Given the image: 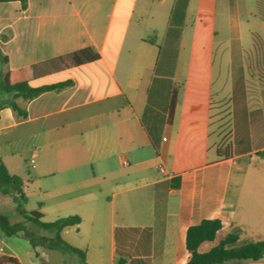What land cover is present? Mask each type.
<instances>
[{"label":"crops","instance_id":"obj_1","mask_svg":"<svg viewBox=\"0 0 264 264\" xmlns=\"http://www.w3.org/2000/svg\"><path fill=\"white\" fill-rule=\"evenodd\" d=\"M240 1L0 2V79L37 65L31 87L69 81L16 97L25 116L0 94V162L42 219L79 216L60 234L75 233L86 264H185L186 230L204 219L221 221L217 238L237 227L239 242L264 240V87L252 102ZM86 47L97 60H59ZM221 92L229 158H218L210 126L211 95ZM204 243L201 251L215 244ZM0 246V264H24Z\"/></svg>","mask_w":264,"mask_h":264},{"label":"trees","instance_id":"obj_2","mask_svg":"<svg viewBox=\"0 0 264 264\" xmlns=\"http://www.w3.org/2000/svg\"><path fill=\"white\" fill-rule=\"evenodd\" d=\"M19 1L21 7L26 6V0H0V2ZM257 14L264 20V0H257ZM99 57L93 47H86L60 57L64 62L68 59L70 64L78 66L93 62ZM245 69L247 74L246 88L247 94L252 102L255 101L256 93L260 87H264V39L258 34H252L251 47L243 53ZM38 71L37 65L27 66L19 70L6 71L0 79V94H12L5 104L9 106L17 115L25 116V112L18 107L14 99L22 97L32 99L42 92L50 90H60L69 84V81L31 87L29 81L35 77ZM214 94L211 95V115L210 126L213 125V110L215 107ZM224 106L227 117V133L225 139L217 144L216 152L218 158H229L232 155V143L230 139V117L228 96L225 94L217 101ZM226 140V141H225ZM0 192L9 194L15 203V209L22 218L20 222L11 223L7 214L0 212V231L5 236H21L28 240L30 246H42L48 250H58L75 255L82 264L85 263L84 252L66 241L60 235L61 231L69 226L77 225L80 218L77 215L57 218L53 221H42V213L37 210L25 211L23 205L26 201L22 191V181L16 175L9 174L5 165L0 162ZM40 207V204L38 205ZM31 223L51 233V235H35L29 230L27 224ZM222 228L219 219H204L198 224L189 226L185 234V247L189 253V259L185 264H237L241 261H256L264 258V240L239 242L240 229L235 227L222 237L217 238L218 232ZM204 242H215L208 250L201 251L200 245ZM37 253H35V256ZM9 264H17L14 259H8ZM44 264V263H43Z\"/></svg>","mask_w":264,"mask_h":264},{"label":"rangeland","instance_id":"obj_3","mask_svg":"<svg viewBox=\"0 0 264 264\" xmlns=\"http://www.w3.org/2000/svg\"><path fill=\"white\" fill-rule=\"evenodd\" d=\"M257 0H241L239 6V29L241 34V45L243 48H250L252 44V34H258L262 39H264V20H262L257 14ZM238 42H232V53L231 56L233 59H239L240 56V47L238 46ZM221 55H222V47L217 43L216 47V66L221 63ZM2 62H0V65ZM235 62L233 63L234 68ZM218 68V67H217ZM237 72V68L233 69ZM216 71V75H217ZM225 71L224 76L225 79ZM222 81V78H221ZM227 88V87H226ZM224 96V92H221V96L218 95L215 97V107L213 110V125L211 127L212 134L216 138L215 142L220 143L221 140L225 139L227 133L226 121L227 117L225 116L224 106L217 101L222 99ZM226 141V140H225ZM23 208L25 211L29 212L37 209L36 199L35 197H29V199L24 203ZM0 212L7 214L11 223L20 222L22 218L19 216L15 209V203L13 202L11 196L9 194H4L0 192ZM46 219H42V221L48 222ZM29 230H31L35 235H51V233L43 231L39 227L32 225L31 223L27 224ZM61 235V234H60ZM219 236H221L219 234ZM62 239L66 241L68 244L72 245L78 242V237L74 232H70L69 234L64 233L61 235ZM0 240L6 241V243L10 246V249L15 252L22 260L24 264H82L80 260L73 254L67 252H61L58 250H48L43 248L42 246H36L32 248L27 239L21 236H5L0 231ZM209 243L205 242L204 245H208ZM73 246V245H72ZM35 253L37 255L35 256ZM46 261V262H44Z\"/></svg>","mask_w":264,"mask_h":264},{"label":"built area","instance_id":"obj_4","mask_svg":"<svg viewBox=\"0 0 264 264\" xmlns=\"http://www.w3.org/2000/svg\"><path fill=\"white\" fill-rule=\"evenodd\" d=\"M31 162H33V160H31ZM123 163H124V164H126V162H125V161H123ZM160 171H161V172H163V169H162V168H160ZM4 254H5V253H4V249H3V247H2V246H0V258H1V257H3V256H4Z\"/></svg>","mask_w":264,"mask_h":264}]
</instances>
